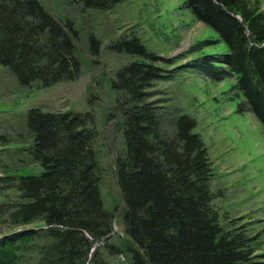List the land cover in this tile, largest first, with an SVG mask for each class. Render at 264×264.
<instances>
[{
	"label": "trees",
	"instance_id": "trees-1",
	"mask_svg": "<svg viewBox=\"0 0 264 264\" xmlns=\"http://www.w3.org/2000/svg\"><path fill=\"white\" fill-rule=\"evenodd\" d=\"M74 1L83 9L108 10L121 0ZM183 5L216 32L204 43L223 42L225 48L201 52V45L182 66L211 81L230 77V100L264 128V0ZM75 38L73 23L58 19L40 0H0V65L20 84L48 87L76 79L82 64ZM90 48L99 54L95 36ZM111 48L141 58L111 79L119 96L109 119L126 143L115 170L126 204L120 212L127 233L123 246L110 243L118 215L102 197L92 112L31 107L25 116L31 140L17 149L42 170L23 174L26 165L10 169L0 162V264H107L97 258L98 242L111 255L125 251L132 264H264L254 242L258 234H249L246 224L226 227L213 205L214 167L195 116L180 112L168 123L163 115L169 111L150 98L154 82L169 75L157 63L162 56L137 35H123ZM9 138L1 136L5 147Z\"/></svg>",
	"mask_w": 264,
	"mask_h": 264
},
{
	"label": "rangeland",
	"instance_id": "rangeland-1",
	"mask_svg": "<svg viewBox=\"0 0 264 264\" xmlns=\"http://www.w3.org/2000/svg\"><path fill=\"white\" fill-rule=\"evenodd\" d=\"M40 1L58 19L73 23L82 69L74 80L40 87L37 82L30 86L20 84L7 67L0 65V162H8L10 169L26 165L19 170L23 174L41 172L36 163H28L26 151L17 149L31 140L25 118L31 107L92 112L98 131L95 148L102 167V197L106 208L118 215L110 243L123 246L127 233L120 212L126 204L115 170L116 158L124 153L126 143L122 131L115 129L114 121L109 119L119 96L111 79L119 69L141 58L117 52L111 46L123 35H137L162 56L157 63L165 69L164 74H169L154 82L150 94L155 104L169 111V117L163 115L164 120L172 123L173 115L180 112L190 113L197 120L195 130L203 137L214 167L210 185L216 194L213 205L221 222L228 228L246 224L249 234H258L254 242L258 252L264 253V128L251 111L240 110L238 100H230L234 92L230 77L211 81L194 69L181 67L198 55L193 51L201 45V52L225 48L223 42L204 43L206 38H216V32L196 21L183 0H121L108 10L83 9L74 0ZM91 36L100 40L97 55L90 48ZM4 135L10 137L11 147L3 145ZM16 150L21 154L17 156ZM95 246L100 249L97 258L107 264H132L125 251L111 255L104 243ZM24 256L31 261L27 253Z\"/></svg>",
	"mask_w": 264,
	"mask_h": 264
},
{
	"label": "bare ground",
	"instance_id": "bare-ground-1",
	"mask_svg": "<svg viewBox=\"0 0 264 264\" xmlns=\"http://www.w3.org/2000/svg\"><path fill=\"white\" fill-rule=\"evenodd\" d=\"M69 19V18H68ZM183 67V66H182ZM124 134V133H123Z\"/></svg>",
	"mask_w": 264,
	"mask_h": 264
}]
</instances>
